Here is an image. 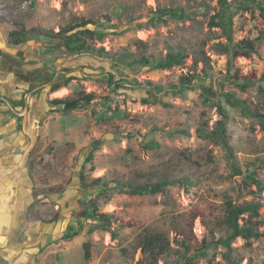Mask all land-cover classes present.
<instances>
[{"label":"rangeland","instance_id":"obj_1","mask_svg":"<svg viewBox=\"0 0 264 264\" xmlns=\"http://www.w3.org/2000/svg\"><path fill=\"white\" fill-rule=\"evenodd\" d=\"M32 1L0 0V264H140L148 237L160 231L172 246L160 264H175L186 245L195 250L204 241L214 245L226 237L227 198L260 205L258 216L246 214L240 222L253 225L261 237L212 246L192 264H231L227 254L236 264H263L264 130L257 118L242 114L240 99L264 112L258 89L264 86V46L259 54L236 60L238 75L257 81L242 89L230 79L236 68L229 69L227 55L213 48L226 42L222 30L209 25L218 0ZM179 5L198 13L186 21H156L154 11ZM26 10L33 17H26ZM76 17H94L98 29L108 32L101 40H89L97 47L150 59L181 50L187 58L180 66L151 70L140 63L65 55L64 35L40 36L21 45L10 42L9 34L26 29L29 19L58 33ZM262 29L259 10H241L234 17L237 40L253 39ZM193 68L200 75L194 90L174 95L169 85ZM109 73L124 79V85L110 87L105 80ZM137 80L166 87L159 94L170 106L144 104L141 99L151 88L139 87ZM55 83L62 84L57 91L51 89ZM81 92L98 98L78 111H53L51 99L72 100ZM204 94L227 108L228 141L237 163L243 172L256 170L260 185L231 175L224 146L197 133L202 126L212 130L221 119L216 105L204 102ZM102 115L106 124L97 123ZM151 142L160 146L150 148ZM82 170L88 182L80 179ZM183 177L188 186L169 185L153 195L90 184L96 178L112 186L116 181ZM91 198L99 212L120 217L111 226L115 237L104 230L89 233L91 220L78 216ZM57 214L59 219L50 221ZM70 224L82 231L65 240Z\"/></svg>","mask_w":264,"mask_h":264},{"label":"trees","instance_id":"obj_2","mask_svg":"<svg viewBox=\"0 0 264 264\" xmlns=\"http://www.w3.org/2000/svg\"><path fill=\"white\" fill-rule=\"evenodd\" d=\"M24 2L30 0H23ZM32 1V0H31ZM32 7L35 3L31 2ZM218 10L210 15L209 25L210 27L220 28L224 33L226 42H217L213 45V48L220 53H224L228 58L229 69L236 68V60L240 56H251L253 54H259L260 47L264 46V29L259 31L257 37L251 39L248 37L237 40L235 38L234 31V17L241 10L252 11L259 10L260 15L264 19V0H218ZM157 18L156 21H162L164 23L168 22L169 19L186 21L195 18V15L198 12L194 10H187L183 6L175 7H161L158 10L153 12ZM26 17H33L31 10L25 11ZM112 15H106L107 19H110ZM133 19V18H131ZM94 19V17H76L73 20V23L67 27L62 28L58 33L53 30L46 29L38 24H35L32 20L28 21V26L24 30L14 31L9 34L10 42L14 45L25 44L28 41L38 38L40 36H45L48 38L54 39L57 35H64L61 40L63 54L65 55H93L101 59L114 61L119 64H124L131 66L136 63H140L143 66L153 70H167L175 66H180L184 64L187 55L181 50L178 52L169 51L167 54L160 58L150 59L148 56L136 57L132 52H112L105 49L104 46L97 47L89 40L98 39L101 40L108 33L106 30H99L98 23L99 21ZM141 24H138L140 27ZM125 30L118 32L123 34ZM208 75V74H207ZM230 79L235 81L236 84L242 89H247L250 86L256 84V79L252 77H243L239 76L236 72L229 74ZM209 76V75H208ZM200 77L199 73L193 68V72H189L180 77L179 83L170 84L169 87L172 89L174 95H183L186 91L194 90L195 83L194 80ZM260 79H264V72H262ZM110 87L123 86L125 80L120 79L116 80L114 74H107L105 76ZM135 83L139 87H148L150 94L144 96L141 101L144 104H162L164 106H170L169 102L164 101L163 97L160 96V92L164 91L166 87L159 83H154L152 80H145L144 82H139L138 80ZM62 87V84L55 83L52 85L51 89L57 91ZM258 89L260 91L261 97L264 102V86L259 85ZM30 91H33L30 90ZM168 92V90H166ZM98 95L94 92H81L79 95L72 100H65L63 98H53L49 101L53 107V111H64V112H73L86 108L91 105ZM205 103H214L217 110L221 116L212 130H207L205 126L199 127L197 133L201 137L210 138L216 141H219L227 151L229 158L232 161V173L231 175H243L247 180L255 182L258 185L261 184L257 177L256 170H248L243 172L240 166L237 163L236 157L234 155V149L228 141L227 135V122L229 119V114L227 108L222 101L213 102V98L208 95H203ZM242 102V114L247 116H252L258 119L261 128L264 130V112L257 110L253 107L250 102L246 99H240ZM107 105V103H105ZM100 117V116H99ZM97 117L98 124H106L105 116L101 118ZM111 129H117L116 126L111 124ZM160 146L159 142H151L148 144V147L155 148ZM80 179L84 182H88V176L82 170L80 173ZM116 184L109 186L103 178H96L90 181V184L95 185H107L108 189H112L117 193H124L129 195H153L159 192L164 191L165 187L169 185H178V186H188L189 182L186 178H163L156 182H146L133 184L128 181H116ZM260 205L255 202H234L231 198L226 200V216L225 224L227 226L228 232L225 238H220L213 245L208 241H204L199 249L192 250V245H186L185 253L178 259L175 264H192L194 260L206 253L208 249L212 246H217L220 244L230 247L231 242L236 238L242 237L246 240L251 238H260L261 232L251 224L241 223V218L250 214L252 216H258ZM79 217L86 218L91 220V224L88 232L93 233L96 230H104L112 233V236L115 237L116 233L112 231V224L121 222L120 217L111 212H99L97 208V202L95 198H91L87 201V207L83 208L79 213ZM59 215H55L50 221H57ZM82 226L77 228L75 225H68L66 231L64 232L62 238L65 240L73 239L74 237L81 234ZM179 244V243H177ZM145 258L140 264H160V260L165 256L169 255L172 252L171 241L168 237L165 236L164 232H156L148 237L147 244L144 248ZM227 258L231 261V264H236L235 261L231 259V255L227 254ZM182 259V260H181ZM264 264V262H263Z\"/></svg>","mask_w":264,"mask_h":264}]
</instances>
